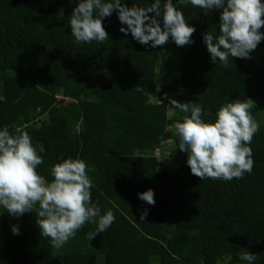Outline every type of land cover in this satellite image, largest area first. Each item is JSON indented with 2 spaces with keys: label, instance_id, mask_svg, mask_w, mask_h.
Masks as SVG:
<instances>
[{
  "label": "trees",
  "instance_id": "obj_1",
  "mask_svg": "<svg viewBox=\"0 0 264 264\" xmlns=\"http://www.w3.org/2000/svg\"><path fill=\"white\" fill-rule=\"evenodd\" d=\"M152 2L121 0L128 7ZM78 3L0 0V129L28 133L47 181L62 159L83 160L92 203L115 221L91 240L97 225L86 222L57 249L41 235L35 212L15 217L0 206V264H248L239 259L246 251L264 264V63L255 60L264 39L251 58L214 63L203 34L219 35L222 9L173 0L196 29L191 44H141L119 30L127 25L116 11L102 21L109 39L77 43L70 17ZM247 98L260 124L249 145L252 172L201 181L173 127L190 113L171 100L200 104L209 122L222 104ZM167 142L179 161L174 170L155 156ZM149 189L154 205L138 196Z\"/></svg>",
  "mask_w": 264,
  "mask_h": 264
},
{
  "label": "clouds",
  "instance_id": "obj_2",
  "mask_svg": "<svg viewBox=\"0 0 264 264\" xmlns=\"http://www.w3.org/2000/svg\"><path fill=\"white\" fill-rule=\"evenodd\" d=\"M180 5L205 9H222L219 35L203 34V40L212 62L224 65L232 58H251L250 53L264 39L259 30L264 27L262 0H178ZM117 12L122 33H131L141 44L162 46L171 38L177 46L193 43L196 31L190 26L173 0H154L147 7L126 6L121 0H79L70 17L71 34L77 43L98 41L103 43L109 34L103 27V18ZM153 13L154 15H149ZM158 17H162L161 20ZM166 98V96H163ZM171 105L184 115L174 123L180 138L179 150L187 153L191 174L204 179L226 180L243 178L254 166L249 146L260 128L251 111L255 101L235 99L222 104L215 113V120L205 122L203 109L198 103L171 100ZM212 115L211 112L208 113ZM43 160L37 154L27 132L13 134L7 126L0 129V206L15 217L28 212L36 213V224L42 236L50 238L51 246L63 247L74 238L77 231L91 222L97 225L95 233H88V240L103 233L115 221L112 211L103 215L92 203V181L87 164L79 158L62 159L50 169L53 177L47 181L37 171ZM142 201L155 204L154 192L149 189L138 193ZM148 212L140 215L144 220ZM13 234L19 228L12 226ZM256 255L249 251L239 255L241 261L253 264Z\"/></svg>",
  "mask_w": 264,
  "mask_h": 264
},
{
  "label": "rangeland",
  "instance_id": "obj_3",
  "mask_svg": "<svg viewBox=\"0 0 264 264\" xmlns=\"http://www.w3.org/2000/svg\"><path fill=\"white\" fill-rule=\"evenodd\" d=\"M255 60L258 63H264V45ZM173 148H174V143L167 142L163 145L161 149L155 152V156L160 159V161L162 162L163 168L165 169L174 170L179 165L178 164L179 161L175 158L173 154H171V151Z\"/></svg>",
  "mask_w": 264,
  "mask_h": 264
}]
</instances>
